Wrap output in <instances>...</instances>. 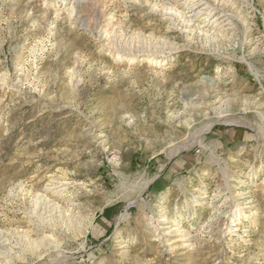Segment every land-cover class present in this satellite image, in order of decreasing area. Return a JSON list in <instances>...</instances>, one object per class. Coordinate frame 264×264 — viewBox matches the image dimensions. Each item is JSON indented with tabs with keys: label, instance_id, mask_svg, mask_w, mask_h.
<instances>
[{
	"label": "rangeland",
	"instance_id": "obj_1",
	"mask_svg": "<svg viewBox=\"0 0 264 264\" xmlns=\"http://www.w3.org/2000/svg\"><path fill=\"white\" fill-rule=\"evenodd\" d=\"M0 264H264V0H0Z\"/></svg>",
	"mask_w": 264,
	"mask_h": 264
}]
</instances>
